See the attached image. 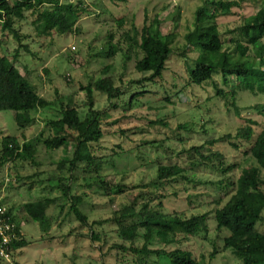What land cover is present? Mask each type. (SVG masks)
Listing matches in <instances>:
<instances>
[{
	"label": "rangeland",
	"instance_id": "obj_1",
	"mask_svg": "<svg viewBox=\"0 0 264 264\" xmlns=\"http://www.w3.org/2000/svg\"><path fill=\"white\" fill-rule=\"evenodd\" d=\"M82 1L88 11L78 23L81 29L79 33L54 32L51 37H37L31 25L33 17L29 15L17 21L19 32L27 35L22 40L27 50L20 47L16 66L27 75L40 94L51 101V106L33 111L35 120L23 131L18 127L15 111L0 110V139L3 134H8L16 135L23 141L43 130L47 136L50 133L47 122L61 117L62 109L67 105L84 113L87 109V92L83 86L99 77L111 76L116 85L125 88L131 80L146 75L136 71L135 59L123 67L121 55L105 57L102 54L107 48L108 34L115 33L114 41H117L119 33H122L116 23L121 15L125 14L128 21L126 26L133 20L138 27H142L145 21L150 24L158 17L161 31L164 34L174 33L177 38L173 45L182 48L185 33L193 28L195 11L202 5L201 0ZM237 1L241 4L234 7L231 14L217 19L225 45L236 35L230 31L255 13L263 2ZM17 47L19 41L0 32V55L12 57ZM190 50L188 59L191 62L197 56V51L194 48ZM107 65L108 69L104 72ZM94 95L95 108L106 110L104 120L110 123L105 125L104 137L95 146L97 155L113 161L104 166L102 174L128 185L145 183L148 184L147 188L129 189L126 193L112 196L113 200L110 201L112 197L101 195L94 187L86 189L80 186L84 181L79 176L74 192L86 190L89 194L83 203V210L88 215L90 225L81 226L69 213V203L62 199L60 204L64 207L59 204L49 208L50 227L41 231L40 224L19 208L25 202L42 196L59 195V191L51 186V181L67 174L66 169L60 170L57 165L73 149L52 150L40 144L34 163L16 160L0 167V203L15 212L19 210L17 215L21 229L29 240L26 246L14 252L10 262L0 259V264H137L135 255L126 254L115 247L124 241L115 225L110 222L93 224V221L111 217L122 203L129 201L130 192L144 191L146 194L153 192L147 197L156 198L154 205L162 200L165 212L177 210L187 216L208 213V232L179 244L192 251L200 264H243L230 250L223 249L222 239L228 230H216L213 211L224 204L235 190L241 170L255 163L252 156L245 153L250 144L223 136L229 133L234 135L239 127L250 121L255 122V135L264 128V112L254 108L257 104L264 106V94L241 92L237 101L241 112L236 114L214 95L211 82L191 84L186 60L174 56L158 85H149L148 91L140 96L135 94L129 110L108 107L106 95L98 91ZM210 139H220L202 149L203 155L210 158H204L191 149L204 145ZM232 143L238 147L235 148ZM159 164L180 165L186 169L190 179L149 185L156 177ZM230 164L236 167L223 172L222 167ZM229 182L232 185L225 187ZM259 228H264V224H259ZM91 231L96 239L90 238ZM142 243L143 240L139 239L135 244L140 246ZM153 246L159 247V244ZM162 247L170 250L175 245ZM214 249L217 252L211 256Z\"/></svg>",
	"mask_w": 264,
	"mask_h": 264
},
{
	"label": "trees",
	"instance_id": "obj_2",
	"mask_svg": "<svg viewBox=\"0 0 264 264\" xmlns=\"http://www.w3.org/2000/svg\"><path fill=\"white\" fill-rule=\"evenodd\" d=\"M201 1L202 5L195 11L193 28L184 35L185 43L182 48L173 45L177 38L174 33L164 34L161 31L158 17L150 24L145 21L142 27H138L133 20L126 26L128 21L125 14L121 15L116 23L122 33H119L117 41H114L115 33L108 34L107 48L102 54L105 57L121 55L123 67L135 59L136 71L146 75L131 80L125 88L116 85L111 76L99 77L89 82L83 86L87 92V109L84 113L74 106L67 105L62 109L61 117L47 122V128L50 130L47 136L44 130L37 136L23 141L16 135L1 136L0 167L16 160L34 163L40 144L52 150L68 147L73 149L71 154L64 156L57 165L60 170L66 169L67 174L59 175L51 181V186L59 191V195L42 196L37 200L25 202L19 208L40 224L41 231L50 227L49 208L59 205L62 199L69 203V213L75 216L81 226L90 225L88 215L83 210V203L89 194L86 190L82 193L74 192L79 176L84 181L80 186L86 189L94 187L107 198L126 193L132 188L148 186L145 183L128 185L120 180L108 179L102 174L104 166L113 161L97 155L95 146L104 137L105 125L110 123L104 120L106 110L95 108V91L106 95L108 107L129 110L133 106L134 95L144 94L149 85H158L168 62L174 56H179L186 60L190 83L202 85L211 82L214 95L223 100L227 108L234 110L236 114L241 112L237 103L241 92L264 94V0L255 13L230 31L236 35L227 45L222 38L217 19L231 14L232 9L241 3L237 0ZM87 11L82 0H0V32L19 41V47L15 49L12 57L7 54L0 55V110L15 111V119L21 131L34 122L33 111L50 107L51 101L40 94L27 75L16 66L20 47L27 50V45L22 41L27 35L19 32L17 21L30 15L33 17L31 25L36 36L51 37L54 32L79 33L81 29L78 23ZM155 25L157 28H154ZM192 48L197 51V56L190 62L188 53ZM107 69L108 65L103 69L104 72ZM254 108L264 112V106L260 104ZM253 124L255 122L250 121L239 127L234 135L229 133L223 136L250 144L245 153L250 154L255 163L241 170L237 187L227 201L217 206L213 212L216 230H228V234L222 239L223 249L230 250L243 264H264V228H259V224H264V128L255 135ZM219 140L210 139L204 145L193 146L191 149L204 158H210L203 155L202 149ZM232 145L238 147L236 143ZM214 155L220 156L219 153ZM235 167V164L226 165L222 167V171L226 173ZM179 179H190L185 168L177 164H159L156 177L149 185L157 186ZM230 185L232 182L227 183L225 187ZM28 187L32 188V185ZM129 194V201L122 203L111 217L93 221V224L99 225L110 222L117 227L119 236L124 240L122 244L115 245L117 249L135 255L137 264H200L192 251L179 244L208 232V213L187 216L177 210L165 212L162 209V200L154 205L156 198L147 197V194L153 192ZM109 199L112 201L113 197ZM60 205L64 207L63 204ZM17 212L8 207L9 215L17 221L16 231L19 239L13 243L14 252L29 243L22 232ZM93 235L91 231L90 238L96 239ZM139 239L143 240L140 246L135 244ZM154 244H159V247H154ZM162 245L175 247L169 250ZM216 252L217 249H214L211 256Z\"/></svg>",
	"mask_w": 264,
	"mask_h": 264
},
{
	"label": "built area",
	"instance_id": "obj_3",
	"mask_svg": "<svg viewBox=\"0 0 264 264\" xmlns=\"http://www.w3.org/2000/svg\"><path fill=\"white\" fill-rule=\"evenodd\" d=\"M17 221L8 213V207L0 204V259L10 262L14 257L13 243L19 239L16 231ZM20 248H17L18 250Z\"/></svg>",
	"mask_w": 264,
	"mask_h": 264
}]
</instances>
